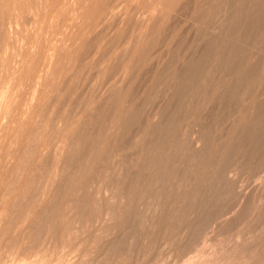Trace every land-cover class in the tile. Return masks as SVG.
Instances as JSON below:
<instances>
[{
	"label": "rangeland",
	"instance_id": "rangeland-1",
	"mask_svg": "<svg viewBox=\"0 0 264 264\" xmlns=\"http://www.w3.org/2000/svg\"><path fill=\"white\" fill-rule=\"evenodd\" d=\"M73 1L0 0V264H264V0Z\"/></svg>",
	"mask_w": 264,
	"mask_h": 264
},
{
	"label": "bare ground",
	"instance_id": "bare-ground-1",
	"mask_svg": "<svg viewBox=\"0 0 264 264\" xmlns=\"http://www.w3.org/2000/svg\"><path fill=\"white\" fill-rule=\"evenodd\" d=\"M49 1V0H48ZM55 1V0H54ZM60 1V0H59ZM71 1H73V0H71ZM78 1V0H77ZM80 1V0H79ZM82 1V0H81ZM103 1L104 0H84V2H83V9H84V14L83 15H88L90 18H92V20H93V16L97 13V11H98V8H100V5L101 4H103ZM106 1V0H105ZM148 1V0H147ZM150 1V0H149ZM172 1L173 0H152V2H153V4H154V8L152 9V11H150L151 12V14L152 13H154V12H156V10L157 11H160V13L162 12L163 13V7H164V11H165V6L167 7V6H171V4H172ZM74 2V1H73ZM76 2V1H75ZM106 2H108V5H109V1H106ZM105 2V3H106ZM139 2H140V0H139ZM151 2V1H150ZM151 2V3H152ZM174 2V1H173ZM5 3V2H4ZM9 3V2H8ZM63 3V2H62ZM70 3V2H69ZM78 3V2H77ZM146 3V2H145ZM3 4V3H2ZM71 4V3H70ZM82 4V3H81ZM112 5V9L113 10H119V8L120 7H122V2L120 1V0H113V2L111 3ZM141 4V3H140ZM147 4V3H146ZM68 5V4H67ZM76 5V3L73 5V8H74V6ZM78 5H80L79 3H78ZM104 5H106V4H104ZM107 5V6H108ZM10 6H11V4H10ZM77 6V5H76ZM82 6V5H81ZM110 6V5H109ZM173 6V5H172ZM172 6H171V8H172ZM70 7V9H73V8H71V6H69ZM79 6H77L76 7V9L78 8ZM139 7V6H138ZM12 8V7H11ZM169 8L170 7H168V9H167V11H169ZM38 9V8H37ZM83 9H81V11L83 10ZM13 10H15V9H13ZM112 10V11H113ZM115 10V11H116ZM162 10V11H161ZM61 11V10H60ZM76 11V10H75ZM145 11V10H144ZM166 11V12H167ZM9 12V11H8ZM14 12V11H13ZM76 12H78V11H76ZM101 12H103V9H102V11ZM108 12V11H107ZM111 12V11H110ZM74 13V12H73ZM109 13V12H108ZM112 13V12H111ZM145 13V12H144ZM160 13H158V14H160ZM71 14H72V11H71ZM97 14H99V13H97ZM151 14H150V16H151ZM34 15H35V13H34ZM45 15V14H44ZM66 15H69L70 16V14L69 13H67ZM77 15H80V13L78 14L77 13ZM76 15V17L78 18V16ZM153 15V14H152ZM73 16H74V14H73ZM96 16V15H95ZM146 16V15H145ZM15 17H16V15H15ZM84 17V16H83ZM111 17V16H110ZM158 17V16H157ZM160 17V16H159ZM66 18V17H65ZM69 18V17H68ZM77 18H76V21H77ZM96 18V17H95ZM99 20H100V18H101V15H100V17H97ZM74 19V18H73ZM79 19V18H78ZM82 19V18H81ZM84 19V18H83ZM88 19V18H87ZM86 19V20H87ZM97 19V20H98ZM62 21V20H61ZM74 22V21H73ZM85 22V21H84ZM17 23H19V22H17ZM33 24V23H32ZM39 26V25H38ZM89 26H90V24H89ZM41 27V26H40ZM62 27V26H61ZM84 27H85V25H84ZM55 28V27H54ZM65 29V28H64ZM40 30H42V29H40ZM44 31V30H43ZM4 32V31H3ZM78 32V31H77ZM87 32V31H86ZM85 32V33H86ZM26 33V32H25ZM38 33V32H37ZM44 34V33H43ZM53 35V34H52ZM55 35V34H54ZM64 35V34H63ZM13 36V35H12ZM28 36V35H27ZM41 36V35H40ZM40 36H39V38H40ZM24 37H25V35H24ZM30 37V36H29ZM63 37V36H62ZM62 37H61V39H62ZM43 38V37H42ZM53 38V37H52ZM28 39V38H27ZM48 38H46V40H47ZM84 39V38H83ZM19 41V40H18ZM77 41V40H76ZM80 41V40H79ZM35 42H36V40H35ZM57 42H59V40H57ZM60 42H62V41H60ZM49 43V42H48ZM37 44V43H36ZM40 44V43H39ZM51 44V43H50ZM54 44H55V42H54ZM57 44V43H56ZM35 45V44H34ZM34 45H33V51L35 50L34 49ZM42 45H45L43 42H42ZM41 45V46H42ZM77 45V44H76ZM23 46V45H22ZM48 46V45H47ZM53 46V45H52ZM51 46V47H52ZM26 47H27V45H26ZM49 47V46H48ZM19 48H21V47H19ZM44 48V47H43ZM42 49V48H41ZM47 48H46V46H45V50H46ZM50 49V48H49ZM19 50H21V49H19ZM39 50V49H38ZM57 50H58V48H57ZM56 50V51H57ZM69 50V49H68ZM25 51V50H24ZM44 51V50H43ZM47 51V50H46ZM21 52V51H20ZM41 52V51H40ZM14 53V52H13ZM20 54V53H19ZM22 54V53H21ZM26 54V53H25ZM23 55V54H22ZM34 57V56H33ZM51 57L52 58H54L56 61H57V64H59L60 63V55L58 54V53H52V55H51ZM30 59V58H29ZM39 59V61H40V57L38 58ZM12 60V59H11ZM33 61H35V59H32ZM18 61V60H17ZM23 61L25 62V59H23ZM3 62V61H2ZM54 62V61H53ZM38 63V62H37ZM48 63V62H47ZM21 64V63H20ZM9 65V64H8ZM11 65H13V63L11 64ZM46 65V64H45ZM64 65V64H63ZM50 66H51V63H50ZM59 66V65H58ZM36 67V66H35ZM44 67V66H43ZM30 68H31V64H30ZM46 68V67H45ZM17 69V68H16ZM40 69V68H39ZM38 69V70H39ZM44 69V68H43ZM55 69H56V66H55ZM65 69V68H64ZM37 70V71H38ZM47 70H49V67H48V69ZM62 70V69H61ZM127 70V69H126ZM55 71H57V69L55 70ZM60 71V70H59ZM21 72V71H20ZM29 72V71H28ZM31 72V71H30ZM29 72V73H30ZM51 72V71H50ZM41 73H43V72H41ZM48 73H49V71H48ZM61 73H62V71H61ZM61 73H59V75L61 74ZM35 74H36V72H35ZM40 74V73H39ZM51 74V73H50ZM54 74V73H53ZM57 74V73H56ZM1 75V74H0ZM47 75V74H46ZM58 75V76H59ZM12 76V75H11ZM57 76V75H56ZM1 77V76H0ZM13 77V76H12ZM20 77H21V75H20ZM42 77H44L43 75H42ZM9 78H10V76H9ZM46 78V77H45ZM52 78V77H51ZM6 79V78H5ZM33 79H34V77H33ZM48 79V78H47ZM53 80H54V78H52ZM26 80V79H25ZM37 80L39 81V77L37 78ZM34 81V80H33ZM7 82V81H6ZM27 82H28V80H27ZM34 82H36V81H34ZM43 82V81H42ZM1 83H2V81H1ZM37 83V82H36ZM45 83V82H44ZM16 84H17V81H16ZM15 84V85H16ZM22 84V83H21ZM26 84V83H25ZM32 84V83H31ZM38 84V83H37ZM36 84V85H37ZM39 84H40V82H39ZM56 84V83H55ZM29 85V84H28ZM34 85H35V83H34ZM35 85V86H36ZM41 85H44V84H42L41 83ZM17 86V85H16ZM21 86V85H20ZM37 86H39V85H37ZM36 86V87H37ZM53 86V85H52ZM30 87V86H29ZM32 87H33V85H32ZM39 87H41V86H39ZM15 88V87H14ZM20 88V87H19ZM26 88V87H25ZM50 88V87H49ZM0 89H1V95L2 96H6V94H5V89H4V84H1V86H0ZM28 89V88H27ZM31 89V88H30ZM36 89V88H35ZM8 89H6V91H7ZM20 90H21V88H20ZM23 90V89H22ZM32 90V89H31ZM34 90V89H33ZM37 90H40V89H37ZM25 91V90H24ZM43 91H45V90H43ZM11 92V91H10ZM30 92V91H29ZM28 92V93H29ZM9 93V92H8ZM8 93H7V95H8ZM13 93V92H12ZM33 93H34V91H33ZM41 93V92H40ZM31 94H32V92H31ZM31 94L30 95H27V97L29 96V98H30V96H31ZM11 95V94H10ZM9 95V96H10ZM20 95V93L18 94V96ZM21 95H23L22 93H21ZM14 96V95H13ZM41 96V95H40ZM23 97V96H22ZM18 98V97H17ZM6 99V98H5ZM22 99V98H21ZM31 99H32V101H30L31 103H32V107H30V108H27L26 110H25V117H24V121H21V124H6V125H2V124H0V137L3 135H5L6 133H8L9 135H11V134H17L18 136L17 137H19L18 139L16 138V143H18V147H17V152H16V156L14 157V158H17L18 156H19V158H21L20 156H21V152H23L22 150H24L23 149V144H22V140L23 139H26V138H28L29 136H27L29 133H31V130H30V126H32V124H30V122L31 121H33V119L35 118V114H36V111H35V109L34 108H36V107H38V105H39V102L37 101L38 100V94L35 92L33 95H32V97H31ZM18 102V101H17ZM28 103H29V101H27ZM11 103V102H10ZM15 103V102H14ZM14 103H13V105H14ZM19 104V103H18ZM44 104V103H43ZM25 106V105H24ZM29 106V105H28ZM40 106H41V104H40ZM25 109V108H24ZM14 110V109H13ZM1 111H2V109H1ZM7 113H8V111H7ZM0 115H1V113H0ZM15 116L11 119L12 120V123H14L15 122ZM22 120H23V118H22ZM17 121V120H16ZM9 123V122H8ZM30 130V131H29ZM34 134V133H33ZM32 134V135H33ZM30 135V134H29ZM13 136V135H12ZM31 136V135H30ZM13 137H16V136H13ZM26 137V138H25ZM34 137H35V135H34ZM8 139V138H7ZM29 139V138H28ZM34 140V139H33ZM29 141H32V139L31 140H29ZM4 142V141H3ZM23 145V146H22ZM37 146H39L38 144H37ZM8 147H9V145H8ZM11 147V146H10ZM40 148V147H39ZM9 149V148H8ZM29 149V148H28ZM15 150V149H14ZM39 150V149H38ZM27 151V153L25 152V156L27 157V155L26 154H28V151L29 150H26ZM32 151H35V149H33ZM40 151H41V148H40ZM12 152V151H11ZM39 152V151H38ZM37 152V153H38ZM44 152V151H43ZM56 152V151H55ZM63 152V151H62ZM6 153V152H5ZM15 153V152H14ZM37 153H35V152H33V155H31V153L29 154L30 156H32L34 159H35V157H34V154H37ZM40 153V152H39ZM39 153H38V155H37V157L36 158H38L39 157ZM1 154V153H0ZM9 157H11V156H9ZM32 157H31V166H32V164H34L35 162H34V159L32 160ZM13 157H11V159H12ZM36 160V159H35ZM3 161V160H2ZM11 161V160H10ZM9 161V162H10ZM14 162V161H13ZM1 165V164H0ZM3 165V164H2ZM5 167H6V165H5ZM10 169V168H9ZM6 170V169H5ZM7 172V171H6ZM36 172V171H35ZM6 173L2 170V169H0V191L2 190V188L4 187V183H5V181L7 180V178H6ZM9 179V178H8ZM20 184V183H19ZM10 185V184H9ZM6 186V185H5ZM7 198V197H6ZM5 205V204H4ZM3 209V208H2ZM5 210V209H4Z\"/></svg>",
	"mask_w": 264,
	"mask_h": 264
}]
</instances>
